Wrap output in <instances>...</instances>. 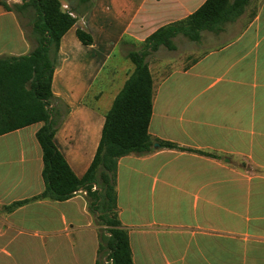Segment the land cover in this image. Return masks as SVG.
<instances>
[{
  "label": "crops",
  "instance_id": "0c3cea01",
  "mask_svg": "<svg viewBox=\"0 0 264 264\" xmlns=\"http://www.w3.org/2000/svg\"><path fill=\"white\" fill-rule=\"evenodd\" d=\"M61 1L77 19L60 40L52 78L59 112L68 107L55 142L81 178L134 70L129 52L206 0ZM195 42L204 49L194 48L188 62H155L164 57L161 47L147 57L154 80L149 132L213 156L158 142L147 154L122 156L119 217L134 264H264V0H251L237 20ZM35 45L17 14L0 5V57L29 54ZM42 125L0 135V264H96L99 226L86 191L6 208L45 188L36 136Z\"/></svg>",
  "mask_w": 264,
  "mask_h": 264
},
{
  "label": "trees",
  "instance_id": "16d2710c",
  "mask_svg": "<svg viewBox=\"0 0 264 264\" xmlns=\"http://www.w3.org/2000/svg\"><path fill=\"white\" fill-rule=\"evenodd\" d=\"M251 0H206L184 19L164 25L153 32L139 50L128 56L134 70L115 97L106 114L102 137L96 155L83 177H78L55 142L64 113L52 92V78L62 36L74 25L77 15L65 9L61 0H0V5L14 11L31 26L36 45L29 54L0 57V135L43 122L36 136L43 151L44 190L27 199L8 205L11 211L38 199L67 200L79 191H86L89 209L98 224V259L96 264H134L129 233L120 220L116 175L118 160L136 153L147 154L160 147L188 150L212 155L206 151L180 146L153 138L149 125L153 111L154 80L147 57L162 45L175 49L174 37L182 33L198 41L205 30L218 32L228 22L237 20ZM78 37L86 44L92 37L78 29Z\"/></svg>",
  "mask_w": 264,
  "mask_h": 264
},
{
  "label": "rangeland",
  "instance_id": "374dc122",
  "mask_svg": "<svg viewBox=\"0 0 264 264\" xmlns=\"http://www.w3.org/2000/svg\"><path fill=\"white\" fill-rule=\"evenodd\" d=\"M14 1L16 2L19 0H14ZM21 22L24 25L25 30L28 33V35L35 39L36 37H35L34 32L31 29V26L26 24L27 18L22 17ZM174 43L176 44V48L177 47L179 48L178 52L175 51L176 48L170 49L167 46L162 45L161 48L164 49L163 50L164 51L163 52L164 57L154 59V57H155L154 54H156V53L152 52V53H150L151 58H153L155 62H161V61H164V59L170 58V56H172L174 58V60L177 62H178V60L180 62V59L181 60L184 59V61L188 62L189 59H188L187 55H193L192 51L194 50V48H197L196 51H198L199 53L202 52V50L204 49V47L201 43L199 44V42H195L194 40L189 39L187 36H185L182 33H180L176 37H174ZM141 48H142V46H141ZM150 56H149V58H150Z\"/></svg>",
  "mask_w": 264,
  "mask_h": 264
},
{
  "label": "built area",
  "instance_id": "2783aa9c",
  "mask_svg": "<svg viewBox=\"0 0 264 264\" xmlns=\"http://www.w3.org/2000/svg\"><path fill=\"white\" fill-rule=\"evenodd\" d=\"M65 9H68V7L65 5ZM70 14L75 15L73 12H70Z\"/></svg>",
  "mask_w": 264,
  "mask_h": 264
},
{
  "label": "water",
  "instance_id": "95a60500",
  "mask_svg": "<svg viewBox=\"0 0 264 264\" xmlns=\"http://www.w3.org/2000/svg\"><path fill=\"white\" fill-rule=\"evenodd\" d=\"M155 146H158V143H156Z\"/></svg>",
  "mask_w": 264,
  "mask_h": 264
}]
</instances>
